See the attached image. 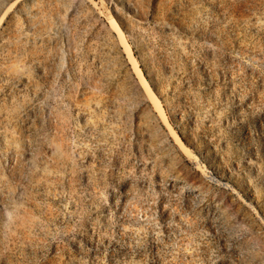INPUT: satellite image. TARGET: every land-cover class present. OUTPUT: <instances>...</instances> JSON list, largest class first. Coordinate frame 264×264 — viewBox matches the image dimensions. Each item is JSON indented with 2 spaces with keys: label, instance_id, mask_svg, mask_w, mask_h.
I'll return each instance as SVG.
<instances>
[{
  "label": "rangeland",
  "instance_id": "1",
  "mask_svg": "<svg viewBox=\"0 0 264 264\" xmlns=\"http://www.w3.org/2000/svg\"><path fill=\"white\" fill-rule=\"evenodd\" d=\"M0 20V264H264V0Z\"/></svg>",
  "mask_w": 264,
  "mask_h": 264
},
{
  "label": "bare ground",
  "instance_id": "2",
  "mask_svg": "<svg viewBox=\"0 0 264 264\" xmlns=\"http://www.w3.org/2000/svg\"><path fill=\"white\" fill-rule=\"evenodd\" d=\"M4 2H9V0H0V12H1V10L3 9V5H4ZM13 5V4H12ZM0 21H2V20H0ZM114 21V20H113ZM14 37L16 38L17 36L16 35H14ZM19 39V38H18ZM27 40V39H26ZM22 41V40H21ZM24 42V41H23ZM25 43V42H24ZM23 43V44H24ZM27 43V42H26ZM26 43H25V46H26ZM28 44V43H27ZM7 47H8V50L9 49H11L12 51H15V52H18V50H19V48H17V47H19V46H24V45H19V43L18 42H15V41H12V40H8V42H7ZM6 45H2V46H0V47H6ZM32 45V44H31ZM34 46V45H33ZM27 47V46H26ZM35 47V46H34ZM37 47V46H36ZM35 47V48H36ZM28 48V47H27ZM35 48H33V49H35ZM30 49V48H29ZM40 50H42V48L40 49ZM33 51V50H32ZM35 51V50H34ZM39 51V50H38ZM8 52V51H7ZM29 52V51H28ZM40 52V51H39ZM22 53V54H21ZM32 53H34V52H32ZM18 54H21V55H23V57L24 58H26L27 57V55H28V53H26V51H24V52H22V49H21V52L19 53L18 52ZM40 54V53H39ZM35 55V54H34ZM29 57V56H28ZM27 57V58H28ZM21 62H24V59L23 60H20ZM19 61V62H20ZM14 62H16V61H14Z\"/></svg>",
  "mask_w": 264,
  "mask_h": 264
}]
</instances>
